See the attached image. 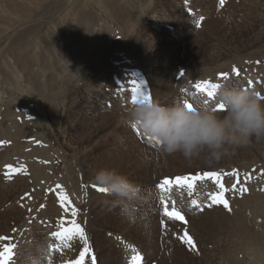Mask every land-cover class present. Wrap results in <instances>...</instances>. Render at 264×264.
<instances>
[{
	"label": "rangeland",
	"instance_id": "obj_1",
	"mask_svg": "<svg viewBox=\"0 0 264 264\" xmlns=\"http://www.w3.org/2000/svg\"><path fill=\"white\" fill-rule=\"evenodd\" d=\"M12 1L18 3V0L0 1V8L4 9L0 10V98H3L0 99V216L2 213L4 214V218L0 217V237L6 238L0 240V251H3L5 245H15L8 264H27L28 254L34 253L38 245L41 244L39 239L31 238L34 230L39 229L37 224L33 223L34 215L36 216L39 210L44 207L45 201L53 191L57 195L59 209L66 211L61 218L68 222V225L65 223V227H71L70 221L75 220L83 228L87 237L91 252L86 254L84 264H91V256H95V264H131L133 250L141 254L140 264H156V260L148 257V252L141 239V233L149 221L151 210L149 206H155L160 219L161 236L158 238V242L160 258L164 259L163 264L250 262L248 259L252 256L250 257L243 248H237L238 245L235 244L233 238L229 237L230 234L227 231L235 226L241 215L247 216L251 225L264 224V215L261 211H254L255 202H252L249 197L250 187L237 173L238 170L247 167L259 168V164H261V174L264 175V163L259 162L262 155L256 150L255 138L247 146L229 148L228 154L219 160L208 159L201 155L188 161L180 153H162V160L157 161L158 164L155 167V173L158 174L157 180L146 182L139 175L140 170L146 166L148 158L141 153L138 154V149L133 146V142L138 141L142 144L149 143V140L140 131L129 126L127 118L128 108L132 104L133 80L138 83L141 92L156 98L162 104H171L177 98H181L183 94L188 98L181 99H188L192 103L194 97L202 100L206 98L198 93L193 95L196 83L205 80L215 83L224 81H219L220 73H228L229 77L244 79V72L251 68L252 63L263 64L264 0H225L223 7L220 6L219 0H151L150 6L143 10L140 19L146 33L141 32L135 36L128 35L129 37L123 34L122 24H118L116 20L105 15V12L100 11L91 0H47V2L37 0V5L33 3L31 7L17 11L13 8ZM129 1L131 0H125V2ZM132 1L137 9L145 4V0ZM89 4L96 9H93L92 14L97 15L99 19H108L112 27L101 30V35L96 33L97 37L92 36L95 43L92 48L89 46L91 48L89 53H92V50L97 46L101 49L104 60L101 61V64L103 66H100L95 58L85 55L82 57V64L78 67L76 64L74 65L78 62L77 59L67 63L62 53L65 47L63 44L70 42L67 32L59 31L61 33L59 34L58 29L53 28L50 31L52 37H49L47 41L46 24L51 22L53 26L59 27L61 24L57 14L61 8L64 9L67 5L78 7L77 10L72 8L69 12L70 17L74 18L76 13L80 12L79 9L84 6L88 7ZM10 7L14 16L8 11ZM208 10L212 12V19L217 17V13L225 14L226 17L223 18L231 22L232 25L226 26L225 29L217 28L216 32L212 31L206 23L209 21ZM125 11L131 13L127 8ZM97 12L103 14L104 18L100 17ZM151 15L158 19L156 21L158 24L152 20ZM15 16H19L21 19L17 20ZM228 17L233 19H229V21ZM234 20L243 27L233 23ZM71 25L73 26V23ZM150 28H153L156 33L153 38L148 34ZM230 33L235 37L231 43L227 41ZM224 34L226 37L222 36ZM146 35L153 40L151 53L149 43L145 42V38L148 39ZM43 36L45 44L41 46L39 43L42 42L40 40ZM194 37L197 39L196 42L201 44L199 49L197 48L198 53L195 51ZM133 39L137 40L136 45L139 46H134ZM49 41L53 42L51 50L53 47L54 50L58 48V51L55 53L47 51L46 44ZM62 42L64 43L62 44ZM140 42L142 43L140 44ZM170 43L177 45L176 48L182 51L180 53L177 49L180 58L182 55L184 57L179 59L176 55V57L171 55L163 60L161 57L163 48L170 46ZM233 45L239 47L235 48ZM32 48H34L33 53ZM146 48L151 62H145L142 57L141 52ZM109 50H112V53H106ZM219 50L225 54L221 55L222 58L210 59L208 57L212 52ZM82 52L84 53V50ZM192 53L200 54L204 57L203 60H207L204 63H197L190 56ZM247 53L254 54L248 57ZM229 59H235V61L214 68ZM35 60L38 65L43 63L44 66L52 67L46 72V80L47 78L50 80L49 76H51L52 83L56 82L57 87H61V90L65 91L67 96L64 98L66 101L72 102V106L68 107V112L72 115L76 126L79 124L77 118L87 116L81 115V112L78 114L81 109L84 111L89 108L88 111H94L96 107L115 116L120 115L118 119H121V124L112 119L96 133L91 127L88 140L80 145V149L74 150V146H79V143H76L79 139L76 135L77 132L74 133L72 128L69 130L71 137L66 139L72 138V141H75L71 147L65 139L67 136H63L48 113L50 109L48 110L47 102L41 99H32L25 104L21 102L23 98L27 97L23 92L26 85L29 86L27 89L31 90L34 84L24 79L29 73L24 68L21 69L19 65L24 64L28 67L31 62L35 63ZM234 66L240 70L238 77L232 72ZM203 67L211 68L209 72L207 70L204 72ZM32 69L35 72H32L31 80L38 81L43 75V70H36V66H33ZM18 76H22L19 84L23 90L14 86ZM156 79L181 81L183 86L180 87L179 95L173 100L158 98L155 91L159 88V84ZM49 80L47 81L48 93L52 88V85L48 84ZM259 80L255 78V82L259 83ZM242 83H246V81ZM54 86L55 84L53 88ZM211 103V98H209V104ZM39 107L43 109L44 116L39 112ZM92 114L87 118H96L98 112H92ZM25 122L28 123L25 124ZM21 129H25L26 132L25 135L18 138ZM14 138L15 142L20 141L21 143H17L22 144L21 148L17 147L18 151L16 152L13 146ZM263 139L260 140L264 141ZM103 147L108 150L106 151ZM117 152L120 153L116 158L119 160V165L115 169L138 183L146 196H148V192H155L153 196L149 194L145 203L142 201L137 203L134 216L131 219L122 212L119 205H105L103 201L107 197L92 186L94 185L92 180L97 170L105 167L113 168L110 166L113 159L109 158L108 154L113 155ZM9 165L17 171L12 172L7 167ZM67 168H69V179L67 178L65 182L64 174ZM205 171L220 173V182L224 184V189H220L219 183L213 180L197 181L194 192H189L186 188L180 190L173 186L174 191L161 193V190L157 188V184L165 177L202 174ZM237 181H239L238 184ZM233 185L237 187L234 188ZM238 187L240 189L237 192ZM243 188H246L247 191L242 192ZM93 191H97L99 195L101 193L103 196L94 197ZM221 191H223V198L228 202L227 208L223 204L213 203L211 199L213 194ZM256 191L262 193L263 188ZM61 193L67 197L64 202L61 200ZM161 194L169 200V210L175 207L185 217L184 221L169 219L165 216L163 202L160 200ZM193 199L197 200L198 206L191 204ZM172 201L175 202L174 205ZM73 209L76 210L75 215H73ZM212 209L216 213L224 214L227 223L231 221L224 233H221L220 226L213 230H199L191 223L192 217L196 218ZM56 219L57 217H54L52 221L59 226L61 220ZM38 222L40 221L38 220ZM185 231L192 237L194 247L179 238ZM50 234L47 236V242L57 243L58 241L53 239ZM94 235L99 236L96 238ZM70 250V248H64L52 252L50 257L52 264H67V262L77 259L82 248L75 251V254H72ZM255 261L256 264H264V261L261 263L256 259Z\"/></svg>",
	"mask_w": 264,
	"mask_h": 264
},
{
	"label": "bare ground",
	"instance_id": "obj_2",
	"mask_svg": "<svg viewBox=\"0 0 264 264\" xmlns=\"http://www.w3.org/2000/svg\"><path fill=\"white\" fill-rule=\"evenodd\" d=\"M0 1L2 2V0H0ZM39 1L47 2V0H39ZM91 1H93L94 4H96L98 6L100 11L105 12V15H107L109 18H112L113 20H116V22L118 24H120V25L122 24L123 34H125V36H128V35L129 36H135L137 34L139 35V33H141V32L142 33L145 32V29L143 28V24L141 23L140 19H141V16L143 14V10L145 8H147L148 6H150V1L151 0H145V4L140 6L139 9H137V7L135 5H133L134 1H132V0L129 1V2H125V0H122L123 4H121L122 1H120V0H91ZM37 2H38L37 0H18V3L16 1H12L11 4H12L13 8L16 9V11H17L19 9H26L29 6L31 7L33 5V3L35 5H37ZM22 7H25V8H22ZM72 8H74L75 10L78 9V7H71V6L67 5L66 8H64V9L61 8L59 10V12H58L59 14H57L58 17H59V23L61 24L59 27L53 26V23H51V22H48L46 24V29H47V31H46V39L48 41L49 40L48 38L52 37V35H50V31H52L53 28L55 30L58 29L57 32L59 34H61L59 31H61L62 33L64 31H66L68 39H69V41L71 43L68 42L67 44H63L65 41L62 42V44L65 46L63 48L62 53L64 54V57H65L67 63L71 62L73 59H77L78 62L74 63V65L76 64L79 67L82 64L81 63L82 57L83 56L85 57V55H87L88 57L95 58V60H97V63L100 64V66H101L102 65L101 61H104L103 57H102L103 54H101V52H102L101 49H99V47L97 46L95 49L92 50L93 54L91 52L89 53V51H91V48H92L93 44L95 43V40L93 39L92 36H96V33L101 35L100 34L101 30L108 29L109 27L111 28L112 26H110L108 19L107 20L99 19V17L97 15H95V14L93 15L92 14L93 9H95V8L92 5H90V4H89L88 7L84 6L83 8L79 9L78 11H80V12L79 13L77 12L76 15L74 16V18H71L70 14H69V12L71 11ZM126 8L129 9V11H131V13H128L127 11H125ZM174 9H176L175 6H174ZM0 10H4V9L0 8ZM214 10H213V14H214ZM8 11L12 14L11 7L8 9ZM81 13H82V15H81ZM97 13L99 14L100 17L104 18L103 14H101L100 12H97ZM207 13H208V17H209V21H206L207 26L209 25L208 27H210L212 29V31H214V32H216L215 29H217V28L222 27V29H225V28H227L226 26L232 25L231 22H228L227 19L223 18V17H226L225 14L217 13V17L216 18L214 17L212 19L211 18L212 12L210 10H208ZM15 17H16L17 20L21 19L19 16H15ZM229 19L232 20L233 18L228 17V20ZM93 20H98L99 22L98 21L95 22ZM152 20L154 22H156L158 19L156 17L154 18L152 16ZM236 20H234L232 22L233 23H237L238 21H236ZM0 22H1V18H0ZM72 23H73V26L71 25ZM237 24H239V23H237ZM181 26H184V25H181ZM239 26H240V24H239ZM240 27H243V26H240ZM218 31H219V29H218ZM148 34L150 35L151 38L155 37V35H156L155 30L153 28H150V33H148ZM222 36L226 37L225 34L222 35ZM229 36L230 37L227 39V41H229V43H231V40L232 41L235 40V37L232 36L231 33L229 34ZM147 37H148V39L145 38V42L147 44L149 43V45H150L149 51L151 53L153 51V49H152L153 40L151 38L149 39V36H147ZM195 37L193 38L194 40L193 39L192 40L195 43V51L198 53L197 50L199 49V46H201V44H199V42H196L197 39ZM95 39H99V38H95ZM44 40H45V37L44 36L41 37L40 41H42V42H40L39 45L44 46V44H45ZM55 40H57V39H55ZM141 43L142 42H140V44ZM133 44H134V46H139V45H136L137 44V40L136 39H133ZM31 45H33V44H31ZM51 46H53V42L52 41H49V43L47 42V44H46L47 51H51V53H55L56 51H58V48L54 50L53 47H52V50H51ZM89 46H91V48ZM176 46L177 45H175V44L174 45L171 44L170 46L164 47L163 48V53H161L162 59L165 60L166 57L169 58V56H171V55L172 56L176 55L179 59L184 57L182 55V57L180 58V55L178 53L179 52L182 53V51H180L178 48H176ZM233 46L235 48L239 47L238 45H233ZM135 49H137V48H135ZM177 49L179 50V52L177 51ZM33 50H34V48H32V50H31L32 53L34 52ZM83 50H84V53L82 52ZM144 50L141 52L142 57L145 59V62H151L150 56L147 55V48L144 49ZM111 51L112 50H109L106 53H108V54L112 53ZM183 51H185V50H183ZM87 53L90 54V55H88ZM254 53H256V52H254ZM254 53H247V56L248 57L252 56V54H254ZM221 55H225V54H223L222 50H219V51L212 52L210 54V56H208V57L210 59H220V58H222ZM190 56L197 63L198 62L204 63L207 60V59L203 60L204 57L202 55H200V54L194 55L192 53V55H190ZM110 58H112V57H110ZM144 59H143V61H144ZM202 60H203V62H202ZM36 61L37 60H35V63L31 62L30 66H28V67H26L24 64L19 65V67L21 69L24 68L29 73L28 75H26L24 77V79H26L27 82L34 84V87L31 88V90H28L27 88H29V86L26 85V89L24 91L23 87L19 84V81L22 79V76H18V79H17L18 83L16 81L15 82L16 84L14 86L16 88H18L19 90L22 89L23 92L26 93L25 95L27 97L25 99L23 98L21 100V102L23 104H25L26 102H28L29 100H32V99H41L42 101L47 102L48 110L50 109L48 113L50 114V116L54 120V123L57 125V127L59 128V130L63 134V136L64 137L67 136V137H65V139L68 138V137H71V134H70V131H69L71 128L73 129L74 133L77 132L76 135H78L79 139L76 141V143L77 144L79 143L78 144L79 146L78 147L74 146L73 147L74 150H76L77 148L80 149L81 148L80 145H82L83 143H85L88 140V137L90 135L88 133H89L91 127L94 128V132L96 133L100 129H102L104 126H106L108 121H110L112 119L115 120L116 122H118V124H121V121H120L121 119L120 120L118 119V117L120 115L115 116L112 113H107V111H105V110L103 111V110H101V108L96 107L94 109V111H92V110L88 111L87 109H89V108L84 109V111H82V109H81L78 112V114L81 112L82 113L81 115H83V116L87 115L88 117H90V116L93 115L92 112H98V115L97 116L95 115L96 118H87V116H84V117H81V118L79 117V118H77V123H78V120H79V124L76 126L74 124L75 121L72 119V115L68 112V107L72 106L71 105L72 102H70L69 100L66 101V99L64 98L65 96H67L65 91L63 89L61 90V87H57V83L56 82L52 83V79L53 78L51 76L48 75L50 77V80H49V78H47V80H46V77H45L46 74H47L46 72H48L49 69H52V67L51 66L47 67L46 65L44 66L43 63H42V65H38V64H36ZM234 61H235V59H229V61H226V62H223V63H221L219 65H216L214 68H218L219 66H224L225 64H229V63L234 62ZM33 66H36V70H38V71H42L43 70L42 77L40 79H38V81L36 80L35 82L31 80L32 79L31 78V74H32V72H35L32 69ZM210 68L211 67H203L202 69H203L204 72H206V70L209 72ZM192 70H193V68H192ZM263 70H264V62L261 65H257V63H254V64L252 63L251 64V68L248 69V70H245L244 79H238V78L232 77L230 75L231 77H229V80H227V82L228 83H240V84H243L245 86H248L247 81L250 79L252 81V86H254L261 93V95L264 96V72H263ZM61 71H62V69H61ZM21 73H19V74H21ZM101 76H102V74H101ZM255 78L260 79L259 80L260 82L259 83L255 82ZM48 80H49L48 84L52 85L51 86L52 88H50L51 90H50L49 93L47 92V88H48L47 87V81ZM221 80L222 79H220L219 81H221ZM13 81H15V80H13ZM13 81H11V82H13ZM157 81H158V84H159V88L155 92L158 94V98L164 99V100L165 99L173 100L176 96L179 95L180 87L183 86V83L181 81H177V80H176V82L175 81H171V80L160 81V79H158ZM244 81H246V83H242ZM54 84H55V86L53 88ZM10 98H12V97H10ZM181 98H188V97H186L183 94V96ZM39 112L41 113L42 116H44V111H43V109H41V107H39ZM27 123L28 122H25V124H27ZM25 132H26L25 129H21L20 134H18V138H19V136L25 135ZM13 140H14L13 146H14V149H15L14 151L16 152V151H18V150H16L17 147H18V149L21 148L20 146L22 144H18V143H21L20 141H17L18 143L15 142V138ZM72 140H73L72 138L66 139V141L69 143V145L71 147H72V144L75 142V141H72ZM142 142H144V141H142ZM254 145L256 147V150H258L259 153L262 155V159L263 160L261 159L259 162L260 163L261 162L264 163V141L255 139ZM133 146L137 147L138 154L141 153V154H143V156H146L148 158L147 164H146V166H144L140 170V175L139 176L141 178L143 177L146 182L153 181V179L157 180L158 174L155 173V170H156L155 167L158 164L157 161L162 160V158H161V156H163L162 153L158 152L153 147L152 143H150V142L141 144V142L135 141V142H133ZM103 148H105L106 151L108 150L106 147H103ZM106 151H104V152H106ZM119 154L120 153H118V152L116 154H113V155H111V153L108 154L109 158L113 159L112 163L110 164V166H113V168H117V166L119 165V160L116 159V158H118ZM103 156H106V155H103ZM259 165L261 167V164H259ZM260 167L259 168L247 167L246 169L238 170V171L236 170V171H237V173H239V175L242 178H244L243 179L244 183H246V185H248V187H250L249 190H250L251 194H250L249 197H251L252 202H255L254 203L255 204L254 205V211L255 212L261 211L262 215H264V175L261 174V170H260L261 168ZM69 168H67V170H66V172L64 174V181L65 182L67 181V178L69 179V177H68L69 176V170H68ZM257 170H258V172H256ZM246 185H245V187H246ZM261 187L263 188L262 193L257 192L256 190L257 189L260 190ZM239 189L240 188L238 187L237 188V192H238ZM154 193L153 192H148L147 195L149 196V194H150V195L153 196ZM92 195L94 197L103 196V194H101V193L99 195V193L97 191H93ZM145 200L142 201V202L145 203ZM57 203H58L57 195L53 191V192L50 193L48 199L45 201L44 207H42L39 210V212H38V214L36 216L34 215L33 223L37 224L39 229L37 228V230H34V232L31 234V238H33V240L39 239L40 243H46L47 244L48 243L47 242L48 241L47 236L51 233V231L53 232L54 230L58 229L57 228L58 225H56V223H54L52 221V219L54 217L55 218L57 217V219L61 220V218H63V215H65L66 211L64 209L63 210L59 209ZM149 207H151V210H150V213H149L150 216H149V219H148L149 221H148L147 227L141 233V239L143 241L144 246L146 247V251L148 252V254H147L148 257L152 258V260H156V264H163L164 259L160 258V251H159V245L160 244L158 242V238L161 236L160 219H159L158 212L155 209V206H149ZM0 217H1V219L4 218V214L2 213ZM239 218L240 219L238 220V222L236 221L235 226H232V228L227 231V232H229L228 234H230L229 237L233 238L235 240V244L238 245L237 248H243L246 251V253L249 254L250 257L252 256V258H254V259H252V258L248 259L252 264H256L255 259L261 263L262 261H264V224L261 225L260 223H258L256 225H251L250 224L251 222L250 223L248 222V219H247L248 217L244 216V215L243 216L241 215ZM117 219H119V217H117ZM117 219H114V221H117ZM38 220L40 222H38ZM230 222H228V223H230ZM65 223L68 225L67 221ZM191 223H193L196 226V228L199 229V230L200 229H202V230H204V229L205 230L206 229L213 230L217 226H220L221 229H222L221 233L222 232L224 233L226 231V228L228 227L226 216L224 214H221V213H216V211L213 210V209L205 211L204 214H202L201 216H198L196 218L192 217L191 218ZM96 236H99V235H94V237H96ZM53 239H55V238L53 237ZM70 243H71V247H70L71 250L70 251H71L72 254H75V251H78V250H80L82 248L84 242H83V240H77L75 242H70ZM250 262H245L244 261V262H238L237 263V262H230L229 261V264H251Z\"/></svg>",
	"mask_w": 264,
	"mask_h": 264
},
{
	"label": "clouds",
	"instance_id": "obj_3",
	"mask_svg": "<svg viewBox=\"0 0 264 264\" xmlns=\"http://www.w3.org/2000/svg\"><path fill=\"white\" fill-rule=\"evenodd\" d=\"M215 101L205 104L193 98L192 107L177 98L162 104L152 98L138 99L128 108L127 124L148 138L163 154L180 153L191 161L201 155L219 160L229 148L247 146L253 138H264V98L252 85L221 81ZM223 105V111L216 110ZM92 183L107 191L105 205H119L122 212L133 218L137 203L147 196L142 187L115 168L96 171ZM47 244L41 243L26 257L27 264H47Z\"/></svg>",
	"mask_w": 264,
	"mask_h": 264
},
{
	"label": "snow or ice",
	"instance_id": "obj_4",
	"mask_svg": "<svg viewBox=\"0 0 264 264\" xmlns=\"http://www.w3.org/2000/svg\"><path fill=\"white\" fill-rule=\"evenodd\" d=\"M220 6L223 7L225 0H219ZM199 26V25H197ZM233 74H235L237 77L240 75V70L237 69L235 66L232 69ZM219 76L221 77L222 80L227 81L229 80V74L228 73H220ZM132 84L134 85L132 92V103H135L138 99L142 98H149L150 95L143 93L139 90V85L138 83L133 80ZM248 85H252V81L249 79L247 81ZM219 83H215L212 81H202L198 82L194 85V93L195 94H201L205 96L206 98L202 100L203 103L209 104V99L211 98V102L213 103L215 101V94H216V89L219 88ZM183 91V90H182ZM264 98V97H262ZM184 103L186 106L189 108L192 107V103L189 102L188 99L184 100ZM216 110L217 111H223V105L222 104H216ZM135 129V126H133ZM139 131V129H136ZM8 168L11 169L12 172L17 171V169L12 168L10 165L7 166ZM220 173L218 172H212V171H205L202 174L197 173V174H186L182 176H176L174 178H167L165 177L160 183L157 184V188L161 190V193L164 192H172L174 191V187L176 186L180 190L187 189L189 192H194L196 191V182L197 181H205V180H213L219 183V188L224 189V184L220 182ZM239 181H237V184ZM93 187L96 188V190L104 192L107 191L106 188H101L98 187L97 185H92ZM58 188L60 187L59 185L57 186ZM233 187H236V185H233ZM241 191H247L246 188L241 189ZM211 199L213 203H219L223 204L226 208L228 207V202L226 199L223 198V191L213 194L211 196ZM61 200L62 202L67 200V197L65 194L61 193ZM160 200L163 202V211L166 217L169 219H175V220H180L184 221L185 217L183 214L176 210L175 207L172 208V210H169L168 203L169 200L165 198L163 194L160 196ZM173 205L175 204L174 201H172ZM191 204L193 206H198L197 200L193 199L191 201ZM73 215H75L76 210L73 209ZM186 222V221H185ZM71 227H65V221L62 219L59 222V230L51 232V236L55 238L57 243H52L48 242L47 243V252H48V264H52L51 262V254L54 251H59L64 248H70L71 243L70 242H75L77 240H83V247L82 250L79 252V257L75 260L67 262V264H84V259L86 254H89L91 252V249L88 245L87 237L84 233L83 228L75 222V220L70 221ZM183 242L189 244L190 246L194 247V243L192 240V237L188 234L187 231L184 232L182 236L179 237ZM6 239L4 237H0V240ZM15 247L14 244H8L5 245L3 248V251H0V264H8V260L10 259L12 255V249ZM131 247V246H129ZM134 254L131 256V264H140V261L142 259L141 254L139 252H136L133 250ZM91 264H95V256H91Z\"/></svg>",
	"mask_w": 264,
	"mask_h": 264
}]
</instances>
